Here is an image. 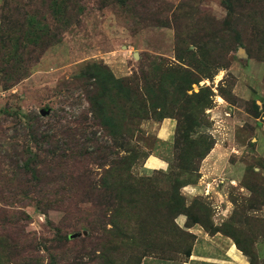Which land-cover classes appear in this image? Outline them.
<instances>
[{"label":"rangeland","instance_id":"rangeland-1","mask_svg":"<svg viewBox=\"0 0 264 264\" xmlns=\"http://www.w3.org/2000/svg\"><path fill=\"white\" fill-rule=\"evenodd\" d=\"M73 1L71 23L64 26L54 19L47 0H25L13 18L23 24L22 15L29 13L38 28L48 23L53 34L49 47L40 53L26 41L14 46L9 52L12 59L30 55L29 62L13 65L26 64L28 69L17 81L7 80L13 72L11 64L0 62V264H149L160 260L157 253L141 248L144 238L154 236L163 211L152 187L137 188L133 197L126 193L125 202L131 206L112 198L103 224L96 220L86 225L84 211L93 209L89 204L67 216L56 210L44 214L28 199L13 198L16 188L27 187V176L22 175L21 183L15 181L14 166L5 157L13 155L14 144L26 146V140L19 137L21 125L42 112H47L41 116L42 128L92 127L87 90L94 80L82 75L87 66L97 65L105 76L122 79L147 69L157 58L184 69L192 66L210 77L193 85L189 95L206 86L214 93L213 107L205 117L201 114L192 135L200 140L201 148L208 135L215 146L200 165L197 183L181 190L186 205L191 206V220L221 229L263 264L264 0ZM9 56L5 59L10 60ZM166 120L175 125L168 139L171 148L159 141L165 120L141 122L142 133L135 138L141 155L134 172L141 179H157L158 190H164L166 178L156 173L174 170L179 123L177 118ZM152 158L165 163H153ZM109 167L90 161L79 167L86 172L78 182L83 185L79 199L97 200L103 195L100 191L109 180ZM200 185H210L222 196L210 198L208 188L185 192ZM221 207L228 211L216 227L214 218L219 217ZM186 242L190 246L192 241Z\"/></svg>","mask_w":264,"mask_h":264},{"label":"trees","instance_id":"trees-1","mask_svg":"<svg viewBox=\"0 0 264 264\" xmlns=\"http://www.w3.org/2000/svg\"><path fill=\"white\" fill-rule=\"evenodd\" d=\"M24 1L4 0L1 8L0 62L10 63L12 67L17 62L27 63L30 59V55L29 58L17 55L12 59L9 52L15 45L22 46L26 41L36 50L39 48L41 53L49 47V36H53L48 23L38 28L29 13L22 15L23 24L13 18L15 12L19 14L24 7ZM47 1L54 19L60 25L71 23V8L75 4L73 0H66L65 6L64 0ZM8 56L10 60L5 59ZM185 57H188L187 53ZM25 66L13 67L7 80L22 79L21 76H25L28 70ZM201 73L192 70V66L188 69L176 67L163 58H157L147 69H142L132 77L122 79H116L113 75L105 76L103 68L97 65L87 66L82 75L89 81L94 80L87 90L92 127L74 129L62 126L56 129V126L48 125L42 128L41 114L28 117V124L21 125L23 131L19 135L26 140V146L16 143L12 146L13 155H5L9 165L14 166L15 173L12 176L15 181L21 183L22 175L27 176V187L16 188L11 193L12 197L28 199L44 214L56 210L70 216L80 211V205L89 204L93 209L84 211L88 215L84 222L91 225L96 220V224L100 220L103 224L104 212L112 198H117L123 205L126 193L133 197L137 188L142 191L152 187L154 193L159 195L156 203L163 211L160 212L154 236L144 238L141 248L157 253L160 260L177 262L182 258L181 262L187 261L196 241V236L188 232L190 228L201 225L210 234L223 233L214 225L206 227L198 219L191 220L188 214L191 206L186 205L181 194L184 187L197 183L200 165L215 146V140L208 135L203 139L204 147L201 148L200 140L194 139L192 135L198 128L201 114L205 117L206 110L211 109L214 103V93L208 86L201 87L199 93L189 95L193 85H200L202 79L210 78ZM168 118H177L179 123L174 170L168 174L156 173L166 178L164 190H158L154 185L157 179H141L134 172L141 155V148L135 138L142 133L139 127L141 122H162ZM87 161L97 166H110L106 171L109 180L100 191L103 193L99 198L101 200L97 199L100 203L78 198V192L83 189V185L78 182L86 173L78 169ZM181 215L188 218L184 228L177 223ZM226 236L234 240L250 264H260L256 254L246 250L233 237ZM188 239L192 241L190 246L186 245Z\"/></svg>","mask_w":264,"mask_h":264},{"label":"crops","instance_id":"crops-1","mask_svg":"<svg viewBox=\"0 0 264 264\" xmlns=\"http://www.w3.org/2000/svg\"><path fill=\"white\" fill-rule=\"evenodd\" d=\"M161 138L160 142L167 145V148H171L170 137H172L175 125L174 123L165 120L161 124ZM169 137V138H168ZM163 138V139H162ZM154 159L153 163H161L163 165L165 162L160 161L159 159ZM150 159V160H152ZM158 160L160 162H155ZM210 185H208V189L211 192H207V196L210 198H215V195L222 196L220 190H211ZM207 188H203L202 185L197 187H189L186 188L185 192L195 193L196 191H207ZM216 199V198H215ZM226 211H228V207L219 208L218 216L214 218L215 226H218V221L221 220V215H225ZM188 218L187 216L181 215L177 218V223L180 227L184 228L187 224ZM189 231L196 236V241L194 243L191 257L184 262H176V261H167V260H151L149 264H250L249 259L244 255L242 251H240L235 245L233 239L224 235L223 233H208L201 225H195L189 229ZM145 264H147L145 262Z\"/></svg>","mask_w":264,"mask_h":264},{"label":"water","instance_id":"water-1","mask_svg":"<svg viewBox=\"0 0 264 264\" xmlns=\"http://www.w3.org/2000/svg\"><path fill=\"white\" fill-rule=\"evenodd\" d=\"M136 57H138V55ZM41 115L42 116H46L47 115V112H42ZM72 238H75V236H73Z\"/></svg>","mask_w":264,"mask_h":264}]
</instances>
